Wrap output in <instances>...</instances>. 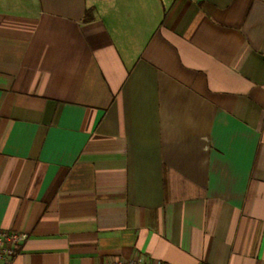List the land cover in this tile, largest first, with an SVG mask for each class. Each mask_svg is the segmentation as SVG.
Returning a JSON list of instances; mask_svg holds the SVG:
<instances>
[{
  "label": "crops",
  "instance_id": "0c3cea01",
  "mask_svg": "<svg viewBox=\"0 0 264 264\" xmlns=\"http://www.w3.org/2000/svg\"><path fill=\"white\" fill-rule=\"evenodd\" d=\"M12 264H264V0H0Z\"/></svg>",
  "mask_w": 264,
  "mask_h": 264
},
{
  "label": "built area",
  "instance_id": "2783aa9c",
  "mask_svg": "<svg viewBox=\"0 0 264 264\" xmlns=\"http://www.w3.org/2000/svg\"><path fill=\"white\" fill-rule=\"evenodd\" d=\"M26 239L20 232L5 231L0 229V264H12V257L16 247ZM105 264H163L160 261H149L146 258L122 259L114 258Z\"/></svg>",
  "mask_w": 264,
  "mask_h": 264
}]
</instances>
